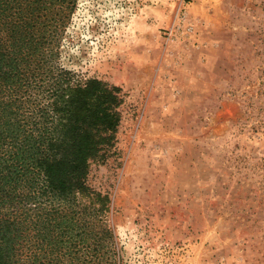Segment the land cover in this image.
Returning <instances> with one entry per match:
<instances>
[{"label":"rangeland","instance_id":"obj_1","mask_svg":"<svg viewBox=\"0 0 264 264\" xmlns=\"http://www.w3.org/2000/svg\"><path fill=\"white\" fill-rule=\"evenodd\" d=\"M20 4L56 66L124 100L115 153L87 177L107 208L76 217L92 232L62 264H264V0Z\"/></svg>","mask_w":264,"mask_h":264},{"label":"trees","instance_id":"obj_2","mask_svg":"<svg viewBox=\"0 0 264 264\" xmlns=\"http://www.w3.org/2000/svg\"><path fill=\"white\" fill-rule=\"evenodd\" d=\"M4 3L0 264H62L61 244L75 248L76 237L92 232L84 217H76H101L107 208V195L90 188L87 177L91 164L115 153L123 94L56 66L36 8L17 10L20 0ZM65 253L67 260H79Z\"/></svg>","mask_w":264,"mask_h":264}]
</instances>
